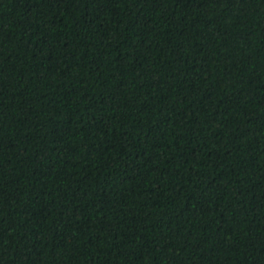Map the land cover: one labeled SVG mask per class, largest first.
Wrapping results in <instances>:
<instances>
[{
	"label": "trees",
	"instance_id": "1",
	"mask_svg": "<svg viewBox=\"0 0 264 264\" xmlns=\"http://www.w3.org/2000/svg\"><path fill=\"white\" fill-rule=\"evenodd\" d=\"M0 264H264V0H0Z\"/></svg>",
	"mask_w": 264,
	"mask_h": 264
}]
</instances>
